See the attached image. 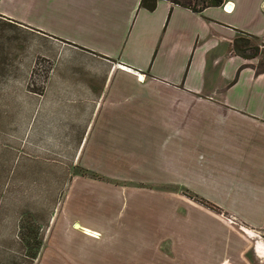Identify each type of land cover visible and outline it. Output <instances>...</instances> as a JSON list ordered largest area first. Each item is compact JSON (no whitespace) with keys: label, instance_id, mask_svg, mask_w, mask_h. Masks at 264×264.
<instances>
[{"label":"crops","instance_id":"0c3cea01","mask_svg":"<svg viewBox=\"0 0 264 264\" xmlns=\"http://www.w3.org/2000/svg\"><path fill=\"white\" fill-rule=\"evenodd\" d=\"M141 1L0 0V18L62 44L42 95L79 123L69 143L87 173L73 174L51 250L77 251L79 236V264H108V251L109 264L135 251L259 264L263 239L246 232L264 229V71L232 43L264 47V0Z\"/></svg>","mask_w":264,"mask_h":264},{"label":"rangeland","instance_id":"374dc122","mask_svg":"<svg viewBox=\"0 0 264 264\" xmlns=\"http://www.w3.org/2000/svg\"><path fill=\"white\" fill-rule=\"evenodd\" d=\"M189 1L193 6L203 4ZM61 54L60 42L0 18V264L80 263V244L85 243L79 236L71 237L77 251H66L65 246L51 250L50 244L53 222L63 214L73 174L87 173L75 164L79 146L69 143L79 139V123L70 126L63 109L52 107L56 97L42 95L53 58L60 59ZM104 212L114 214V208ZM246 233L263 239L256 252L262 257L259 264H264L259 244L264 229ZM63 235L57 241L60 247L66 241ZM135 252L131 264L183 263L176 251ZM110 255L104 262H111Z\"/></svg>","mask_w":264,"mask_h":264},{"label":"trees","instance_id":"16d2710c","mask_svg":"<svg viewBox=\"0 0 264 264\" xmlns=\"http://www.w3.org/2000/svg\"><path fill=\"white\" fill-rule=\"evenodd\" d=\"M172 1L184 4L195 11H201L202 9L208 6H219L224 2V0H203L202 5L193 6L187 3V2H191L189 0H187L186 2H184V0H172ZM157 2L158 0H142L141 6L150 10H154L157 7ZM232 51L233 53L245 58H255V57L260 58L261 55H264V47H262V45L258 42L256 37L249 34H240L236 36L232 43ZM257 70L258 72L264 71V60L260 59L257 65ZM199 200H201L202 202H206L205 199L203 198H200Z\"/></svg>","mask_w":264,"mask_h":264},{"label":"built area","instance_id":"2783aa9c","mask_svg":"<svg viewBox=\"0 0 264 264\" xmlns=\"http://www.w3.org/2000/svg\"><path fill=\"white\" fill-rule=\"evenodd\" d=\"M229 4H231V3L228 2V3L225 5V10H226V11H231V10H232V5H230V7H229ZM229 220H230V221H234L235 219H234V218H230Z\"/></svg>","mask_w":264,"mask_h":264},{"label":"bare ground","instance_id":"6f19581e","mask_svg":"<svg viewBox=\"0 0 264 264\" xmlns=\"http://www.w3.org/2000/svg\"><path fill=\"white\" fill-rule=\"evenodd\" d=\"M260 252L264 253V245L263 244L260 247Z\"/></svg>","mask_w":264,"mask_h":264}]
</instances>
